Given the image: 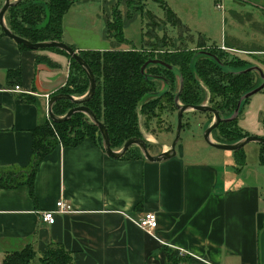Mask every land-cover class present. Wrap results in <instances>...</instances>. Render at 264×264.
Here are the masks:
<instances>
[{"label": "crops", "instance_id": "obj_1", "mask_svg": "<svg viewBox=\"0 0 264 264\" xmlns=\"http://www.w3.org/2000/svg\"><path fill=\"white\" fill-rule=\"evenodd\" d=\"M256 2L264 9V0L251 3ZM73 6L62 16V41L77 49H105L65 40L63 20ZM228 49L239 51L236 46ZM244 51L250 59L241 58L264 65V46ZM37 55L55 65L36 63ZM68 66L61 53L20 49L14 40L0 36V169L29 164L32 129L46 117L45 95L50 97L65 83ZM13 69H19L18 84L7 77ZM14 85L22 92L12 91ZM19 94L34 96L36 103L21 101ZM256 132L264 136L262 128ZM188 140L161 161L111 157L87 138L75 146L58 144L38 165L36 201L25 184L0 188V260L26 243L41 252L53 241L72 253L74 264H264V181L258 182L259 168L247 163L246 154L245 163L236 166L233 151L215 157L218 148ZM58 199L70 204L71 211L56 213L51 224L42 221V211L52 209ZM145 212L157 218L149 232L133 222ZM166 250L189 261L171 263ZM180 250L193 256L179 255Z\"/></svg>", "mask_w": 264, "mask_h": 264}, {"label": "trees", "instance_id": "obj_2", "mask_svg": "<svg viewBox=\"0 0 264 264\" xmlns=\"http://www.w3.org/2000/svg\"><path fill=\"white\" fill-rule=\"evenodd\" d=\"M82 1L84 0H18L6 9L4 21L14 34L31 42L62 40V16L74 2ZM113 1V11L104 16V37L113 38L110 48L77 49L76 45L69 44L94 75V93L83 104L92 110L107 129L109 144L113 150L120 149L124 141L130 137L143 139L139 128L140 119L147 128L148 120L158 117L163 108L168 106L169 109L176 110L173 98L180 81L182 86L178 100L181 104L206 103L218 111L222 120L211 131L215 142L233 143L249 135L238 126L236 117L224 120L233 113L240 97L261 82L257 71H244L251 65L247 60L222 51L214 43L211 47L204 48L203 52L188 47L175 51H161L157 54L149 48L120 49L118 48L120 44L127 43L124 28L132 19L130 12L126 11L125 15L121 13L120 4L140 9L141 14L146 15L150 22H154L156 17L144 8L143 0ZM156 1L163 8L166 18L173 24H178V17L167 3L164 0ZM2 3L3 1L0 6ZM3 35L0 28V36ZM202 44L205 42L199 43L203 46ZM17 46L26 49L22 44L17 43ZM43 49L61 53L69 60L67 79L55 93L82 96L88 88V80L81 66L60 49L53 47ZM152 58L164 61L171 68L148 63L141 72L142 64ZM35 62L55 65L41 55L36 56ZM19 73V69L9 70L7 77L18 84ZM19 98L23 102L36 103L32 95L19 94ZM246 99H242L240 104ZM73 106L75 103L72 101L59 99L52 104V112L60 116ZM86 138L103 148L97 127L82 112H75L60 122H53L47 116L43 117L32 129L29 164L22 168L0 169V188H15L25 184L31 198L36 201L33 183L42 158L58 144L75 146ZM145 144L150 151L148 148L150 142L145 141ZM258 145V160L264 166V144ZM233 153L237 166H241L244 163L242 147L233 150ZM119 158L136 159L143 158V155L136 145H131ZM166 256L171 263L189 261L187 257H178L176 252L171 253L169 250H166ZM0 264H74V262L71 252L61 244L48 241L46 248L41 252H37L31 242L20 249L7 251L2 256Z\"/></svg>", "mask_w": 264, "mask_h": 264}, {"label": "rangeland", "instance_id": "obj_3", "mask_svg": "<svg viewBox=\"0 0 264 264\" xmlns=\"http://www.w3.org/2000/svg\"><path fill=\"white\" fill-rule=\"evenodd\" d=\"M2 1L0 0V3ZM143 1L144 8L155 15L154 22H150L146 15H142L140 9H132L120 4L121 13L125 15L126 11L130 12L132 19L124 28L127 43L120 44L118 48H149L154 54L166 50L175 51L182 47L203 52L214 43L224 52L250 59L245 49L264 46V9L262 3H251L256 0H164L178 17V24H173L166 18L163 8L156 0ZM113 3V0L74 2V6L65 14L63 20L65 40L67 42L72 40L83 46L110 48L113 38L104 37V16L111 14ZM70 19L75 23H70ZM201 41L205 42L203 46L199 45ZM229 46H236L239 51L229 50ZM254 56L258 58L259 55ZM258 67L264 75V65L259 64ZM257 74L261 80L260 73ZM200 85L206 90L202 83ZM211 119L210 113L185 111L182 115L179 138L174 148L177 150L180 145L187 144L186 141L192 138H196L201 147H213L203 139L204 129ZM263 119L264 89L253 93L240 104L236 123L242 130L256 135L257 129L262 128L264 131ZM147 125L146 128L140 119L139 128L143 140L151 141L148 145L149 152L164 145L169 147L175 137L176 110L169 109L168 106L163 108L158 117L148 120ZM148 134H152L155 139L150 140ZM244 149L245 152L242 149L244 163L246 154L247 163L248 161L255 163L259 168L258 182L264 181V168L256 163L259 161H257L258 143L248 142ZM218 150L215 157H218V154L222 157L227 153V150Z\"/></svg>", "mask_w": 264, "mask_h": 264}, {"label": "water", "instance_id": "obj_4", "mask_svg": "<svg viewBox=\"0 0 264 264\" xmlns=\"http://www.w3.org/2000/svg\"><path fill=\"white\" fill-rule=\"evenodd\" d=\"M17 1L18 0H3V3L0 6V28L3 31L4 35H6L10 39L14 40L16 43L22 44L23 46H25L28 49H35L36 50V49L53 47V48H57V49L64 51L78 65L81 66V68L83 69L85 76L88 80V88H87L86 92L80 97H75V96H72L70 94H63V93H54L53 95H51L48 98L47 103H46V116L48 117V119H50L53 122H60V121H64V120L68 119L75 112H82L97 127V129L101 135L102 147H103V149L107 155H109L111 157H120L128 149L129 146L136 145L140 149L143 157L145 159H147L148 161H161V160H164V159L171 157L172 155L175 154V148L174 147H175V145L178 141V138H179V131H180V128L182 126V115L187 110H194L197 112H208V113L212 114V119L208 123V125L205 127L204 132H203V139L210 146H213V147L218 148V149L233 151V150H236L238 148L243 147L248 142H257V143L264 144V136L253 135V134H249V135H247V136H245V137H243V138H241V139H239L233 143L215 142L211 138V131L222 120V118L219 116L218 111L215 108L207 105L206 103L197 104V105L179 103L178 97H179V93H180L181 86H182L181 81H180L179 86H178V90L175 93L174 98H173V101H174V104L176 107L175 137H174L173 141L171 142V144L169 145V147L165 151H161L160 153L151 154L148 151V149L146 148L145 141L142 138L130 137L124 141V143L122 144L120 149L113 150L109 144V137H108L107 129L95 117L92 110L83 104L85 101H87L93 95L94 89H95V78H94V75L92 74L90 68L88 67L86 62L81 58V56L78 54V52L76 50H73L69 44L63 42L62 40H44V41L31 42L25 38H22L16 34H14L6 26V23L4 21V13L9 6L15 4ZM148 63H153V64L157 63V64H161L163 66H166L168 68H171V66L166 64L164 61L154 58V59H148L142 64V66L140 68L141 72H143L144 67ZM247 70H255L258 73H260L261 82L259 83L258 86L247 91L246 93H244L240 97V99L236 103V107H235L233 113L229 117L225 118L224 120H231L234 117H236L242 99L249 97L250 95L261 90L264 87V75L262 74L261 69L257 65H250L244 71H247ZM59 99L70 100L73 103H75V106L68 109L62 116L55 115L52 112V104L56 100H59Z\"/></svg>", "mask_w": 264, "mask_h": 264}, {"label": "built area", "instance_id": "obj_5", "mask_svg": "<svg viewBox=\"0 0 264 264\" xmlns=\"http://www.w3.org/2000/svg\"><path fill=\"white\" fill-rule=\"evenodd\" d=\"M219 6V5H217ZM12 91L16 92H22L21 88L18 85H14V87L11 89ZM48 100V96L45 95ZM47 103V102H46ZM71 211V205L64 202L63 199H58L55 202V205L52 209L44 210L40 214V218L42 221L47 222V223H53L55 214L56 213H64V212H69ZM133 222L141 229L149 232L152 231L156 228L157 226V218L156 215L152 212H145L142 216H140L138 219H134ZM189 255L193 256L191 253H188L186 251H179V255Z\"/></svg>", "mask_w": 264, "mask_h": 264}, {"label": "flooded vegetation", "instance_id": "obj_6", "mask_svg": "<svg viewBox=\"0 0 264 264\" xmlns=\"http://www.w3.org/2000/svg\"><path fill=\"white\" fill-rule=\"evenodd\" d=\"M152 59H154V58H152ZM157 59V58H156Z\"/></svg>", "mask_w": 264, "mask_h": 264}]
</instances>
